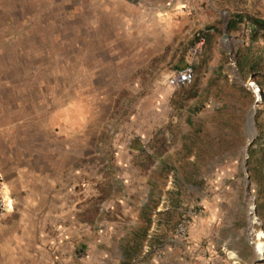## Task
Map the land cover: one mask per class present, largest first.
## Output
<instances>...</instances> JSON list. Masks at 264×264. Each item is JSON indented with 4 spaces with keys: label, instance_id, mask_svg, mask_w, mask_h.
<instances>
[{
    "label": "crops",
    "instance_id": "1",
    "mask_svg": "<svg viewBox=\"0 0 264 264\" xmlns=\"http://www.w3.org/2000/svg\"><path fill=\"white\" fill-rule=\"evenodd\" d=\"M154 1L0 0V174L9 196L0 216V264L128 262L122 240L116 239L120 254L105 250L108 236L120 229L104 209L96 212L103 226L90 250L88 196L76 199L74 208L69 187L74 178L83 185L90 113L104 119L110 111L108 75L182 67L183 60L171 65L170 52L184 57L192 46L172 43L213 26L211 18L203 27L197 23L193 0ZM236 1L234 11L264 17V0ZM131 58L141 62L122 68ZM202 201L208 212L194 221L192 264H238L236 219L231 216L228 232L221 233L215 206Z\"/></svg>",
    "mask_w": 264,
    "mask_h": 264
},
{
    "label": "rangeland",
    "instance_id": "2",
    "mask_svg": "<svg viewBox=\"0 0 264 264\" xmlns=\"http://www.w3.org/2000/svg\"><path fill=\"white\" fill-rule=\"evenodd\" d=\"M174 1L169 0L170 5ZM236 3V0L192 1L194 19L203 27L211 18L214 31L207 33L209 41L201 36L189 44L192 37L185 35L172 43L178 49L181 43L192 46V51H186L184 57L180 52H170L171 65L181 60L185 61L183 66L191 65L194 76L190 84L167 85V77L181 68L176 66L167 73H145L142 67L136 74L108 75L106 88L110 90L106 93H114L110 111L105 113L104 119L102 115L90 113L89 154L82 163L83 185L73 175L69 187L74 208L79 203L76 199L88 196L90 250L96 249L98 227L103 226L99 224L101 217L96 216L98 210L104 209V217L117 223L120 229L119 235L108 236L110 240L105 250L111 255L120 254L116 239L123 244L126 240L132 242V231L143 224L140 209L149 200L153 207L151 223L139 252L124 263L192 264V228L196 216L206 218L208 210L202 200H207L215 206L216 225L221 233L228 232L231 216L236 219L235 226L240 231L237 263L264 264V219L255 210L258 184L249 176L254 163L260 161L258 170L264 178V92L260 99V93L247 86L248 82L255 83L251 79L242 80L236 72L234 50L242 41L246 43L245 33L225 31L229 37H222L228 15L235 10ZM230 34L236 37L231 40ZM134 62L141 61L127 59L122 62V68ZM105 109L107 112V107ZM251 114L255 134L253 156L248 150L250 145L245 151L252 134L248 119ZM256 116L259 125L254 121ZM98 129L99 136L94 137ZM101 134L105 136L100 137ZM130 146L134 153L129 151ZM256 153L258 158L254 156ZM2 192L8 200L5 187ZM111 206L117 209V216L111 213ZM182 218L188 221L184 239L175 234V226ZM223 246L219 248L222 255Z\"/></svg>",
    "mask_w": 264,
    "mask_h": 264
},
{
    "label": "trees",
    "instance_id": "3",
    "mask_svg": "<svg viewBox=\"0 0 264 264\" xmlns=\"http://www.w3.org/2000/svg\"><path fill=\"white\" fill-rule=\"evenodd\" d=\"M246 27L248 29V32L246 33V43L240 44L235 48L234 63L240 78L242 80L251 79L259 87V90L262 93L264 92V54L262 55L261 52L264 53V17L258 16L256 14H250L246 11H234L226 20L225 31L226 33L239 32L244 34L243 29ZM210 28L214 31L212 25H207L203 29L198 30L192 36L191 43H193V41L198 37L202 36L206 38ZM206 40L209 41V38H206ZM247 92L251 94L248 90ZM191 95L194 96L195 94L192 92ZM254 121L256 125H259L257 116L254 118ZM253 144H255V140L250 143L248 149L251 156H253ZM254 156L258 158L257 153L254 154ZM254 165V169L252 168L251 170H248H250L249 176L252 177L258 184L255 210L256 213L264 219V178L260 177L261 173L258 170V168H260L261 162L256 161ZM149 204L150 201L148 200V202L145 203L140 209L139 218L143 220V224L138 225L132 231V242L129 243V240H126V245L123 249V255L127 260L129 257L131 258L133 255L139 252L140 245L145 238L147 229L151 223V211L153 210V207ZM262 231L264 232V221L262 224Z\"/></svg>",
    "mask_w": 264,
    "mask_h": 264
},
{
    "label": "built area",
    "instance_id": "4",
    "mask_svg": "<svg viewBox=\"0 0 264 264\" xmlns=\"http://www.w3.org/2000/svg\"><path fill=\"white\" fill-rule=\"evenodd\" d=\"M194 72L191 65L186 64L183 67L176 69L172 75L167 77V85L171 87H182L190 84L193 80ZM5 187L3 178L0 174V216L6 210V196L3 194L2 189ZM188 230V221L184 218L180 219L175 226V234L179 238H185Z\"/></svg>",
    "mask_w": 264,
    "mask_h": 264
},
{
    "label": "water",
    "instance_id": "5",
    "mask_svg": "<svg viewBox=\"0 0 264 264\" xmlns=\"http://www.w3.org/2000/svg\"><path fill=\"white\" fill-rule=\"evenodd\" d=\"M222 37H229L226 33H225V29H223V34H222ZM236 72H237V70H236ZM237 74H238V72H237ZM240 80V79H239ZM240 84L243 86V87H246V84L242 81V80H240ZM247 86H249L254 92H259L260 93V99H262V94H261V92H260V90H259V87L257 86V85H255V84H253L252 82H248L247 83ZM254 102L256 103V99H254ZM252 114H253V109H252ZM252 114L251 115H249L248 116V119H250V123H251V125H252V134L250 135V137L248 138V140H247V142H246V146H245V151L247 150V148H248V146L250 145V143H251V141H252V139H253V137H254V128H253V122H252ZM247 119V120H248ZM242 166H243V171L246 173V168H245V160H243V162H242ZM244 178H245V180H246V183H247V179H248V176L247 175H245L244 176Z\"/></svg>",
    "mask_w": 264,
    "mask_h": 264
},
{
    "label": "bare ground",
    "instance_id": "6",
    "mask_svg": "<svg viewBox=\"0 0 264 264\" xmlns=\"http://www.w3.org/2000/svg\"><path fill=\"white\" fill-rule=\"evenodd\" d=\"M255 91V90H254ZM263 250H264V243H263Z\"/></svg>",
    "mask_w": 264,
    "mask_h": 264
}]
</instances>
